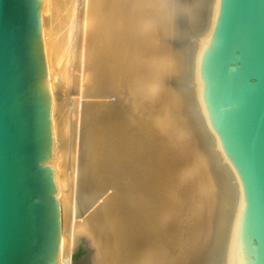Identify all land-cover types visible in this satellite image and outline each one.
<instances>
[{"label":"bare ground","instance_id":"bare-ground-1","mask_svg":"<svg viewBox=\"0 0 264 264\" xmlns=\"http://www.w3.org/2000/svg\"><path fill=\"white\" fill-rule=\"evenodd\" d=\"M219 6L37 0L49 264H233L245 190L209 73Z\"/></svg>","mask_w":264,"mask_h":264},{"label":"water","instance_id":"water-1","mask_svg":"<svg viewBox=\"0 0 264 264\" xmlns=\"http://www.w3.org/2000/svg\"><path fill=\"white\" fill-rule=\"evenodd\" d=\"M209 73L245 190L233 264H264V0H220ZM49 143L37 0H0V264L53 260Z\"/></svg>","mask_w":264,"mask_h":264},{"label":"rangeland","instance_id":"rangeland-1","mask_svg":"<svg viewBox=\"0 0 264 264\" xmlns=\"http://www.w3.org/2000/svg\"><path fill=\"white\" fill-rule=\"evenodd\" d=\"M76 97H78V96H74V98H76ZM102 100H103V99H102ZM105 101L108 102V103H110V104H114L115 101H116V98H115V96H111V98H110V97H107V98L105 99Z\"/></svg>","mask_w":264,"mask_h":264}]
</instances>
